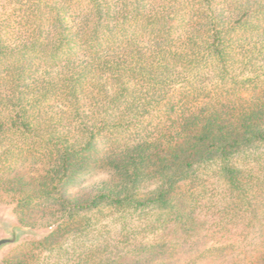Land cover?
Segmentation results:
<instances>
[{"label": "trees", "instance_id": "1", "mask_svg": "<svg viewBox=\"0 0 264 264\" xmlns=\"http://www.w3.org/2000/svg\"><path fill=\"white\" fill-rule=\"evenodd\" d=\"M7 1L29 10L17 26L0 15L6 185L61 214L58 234L101 205L168 213L174 187L211 168L221 186L204 183L166 232L180 252L219 237L234 252L219 264H264V0ZM100 169L113 184L81 185Z\"/></svg>", "mask_w": 264, "mask_h": 264}, {"label": "rangeland", "instance_id": "2", "mask_svg": "<svg viewBox=\"0 0 264 264\" xmlns=\"http://www.w3.org/2000/svg\"><path fill=\"white\" fill-rule=\"evenodd\" d=\"M114 1L110 0L111 3ZM18 7L14 1L0 0V15L8 14V19L17 26V13L29 10L28 5H22L20 9ZM147 117L148 113H144V118ZM57 127L62 131L66 123L62 121ZM13 137L17 143L22 142L18 137ZM131 138L133 141L135 137ZM5 143L8 141L5 140ZM99 149L105 151V147L100 146ZM23 172L26 176H35L27 169ZM6 174L0 172V238L8 237L7 229L12 226L20 227L22 232L15 243L0 248V264H92L107 256L115 257V264H124L130 259L139 264H219L223 258L230 259L234 253L228 242L219 237L208 239L206 243L184 242L187 247L180 252L183 246L179 232L171 228L166 232L167 225L173 227L176 221L182 219L178 218L179 214L187 207L191 195L200 191L204 183L209 181L206 189L221 186L211 168L203 170L197 179L179 182L174 187L170 195L172 209L168 213L150 212L142 215V218L136 212L119 213L101 205L80 213L83 221L74 232L58 234L55 232L62 221L61 214H50L48 207L35 205V196L30 195V191L9 188ZM101 181L113 184L114 176L100 169L86 177L81 185L91 187ZM154 184L155 180L142 183L141 193L147 192ZM69 188V191L74 192L78 186L71 185ZM18 201L23 205H18ZM54 233L55 238L46 246L35 247L30 244ZM156 244L164 245L162 253L159 249L150 251Z\"/></svg>", "mask_w": 264, "mask_h": 264}, {"label": "water", "instance_id": "3", "mask_svg": "<svg viewBox=\"0 0 264 264\" xmlns=\"http://www.w3.org/2000/svg\"><path fill=\"white\" fill-rule=\"evenodd\" d=\"M9 236L0 238V248L3 246L13 244L17 241L18 234L22 232V229L20 227L12 226L7 229Z\"/></svg>", "mask_w": 264, "mask_h": 264}]
</instances>
